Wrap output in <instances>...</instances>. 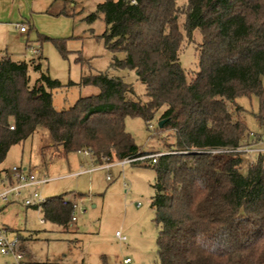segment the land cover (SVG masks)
Masks as SVG:
<instances>
[{
	"label": "trees",
	"instance_id": "obj_1",
	"mask_svg": "<svg viewBox=\"0 0 264 264\" xmlns=\"http://www.w3.org/2000/svg\"><path fill=\"white\" fill-rule=\"evenodd\" d=\"M97 13L107 25L100 37L106 48L126 55L115 58L112 68L134 71L145 100L123 79L89 71L78 86L99 93L57 111L53 91L62 84L47 73L31 84L30 69L41 71V64L2 56L0 164L39 127L54 142L44 152L60 147L65 155L89 152L99 166L114 158L137 164L146 155L125 121L141 118L149 126L164 108L160 122H166L159 129L172 130L175 144L155 163L144 160L156 173L151 207L159 227V264H264V152L209 153L264 147V138L248 133L244 109L236 103L240 96H255L264 126V0H188L185 6L178 0H104ZM188 45L198 54L192 76L181 64ZM246 154L256 158L244 175ZM40 211L47 223L65 229L72 223L73 204L64 196L47 199Z\"/></svg>",
	"mask_w": 264,
	"mask_h": 264
},
{
	"label": "rangeland",
	"instance_id": "obj_2",
	"mask_svg": "<svg viewBox=\"0 0 264 264\" xmlns=\"http://www.w3.org/2000/svg\"><path fill=\"white\" fill-rule=\"evenodd\" d=\"M104 0H0V56L16 62L41 64V71L30 69L31 84L42 73L58 80L62 88L53 91L57 111L70 109L80 97L96 95L93 86L80 88L83 73H108L133 86L135 95L145 100V87L136 73L112 68L115 58L123 60L124 53H112L100 38L107 30L103 15L97 7ZM188 0H178L185 6ZM97 15L94 21L89 17ZM184 17L178 25L184 34ZM18 26L26 29L21 34ZM196 39L200 40L197 33ZM60 41L63 50L56 45ZM58 42V43H60ZM198 54L193 45L181 53L186 73L197 72ZM236 103L244 109L243 119L248 133L264 138V126L257 118L259 101L240 96ZM160 109L149 126L141 118H127L125 128L140 151L164 155L175 144L172 130H160ZM49 130L39 127L26 141L13 146L0 164V194L10 189L8 176L14 168L35 175L36 184L22 187L20 195L0 198V230L7 229L9 239L25 240L24 257L16 261L0 253V264H28L50 261L56 264H159V227L152 209L155 171L142 160L137 164L119 162L99 166L91 154L72 152L65 155L53 146ZM256 155H245L242 173H248L249 161ZM13 186H16L14 184ZM33 193L43 201L64 196L76 205V221L68 229L47 223L40 210L23 203ZM44 220V222H42ZM120 232L126 238H116ZM130 263H125V260Z\"/></svg>",
	"mask_w": 264,
	"mask_h": 264
},
{
	"label": "built area",
	"instance_id": "obj_3",
	"mask_svg": "<svg viewBox=\"0 0 264 264\" xmlns=\"http://www.w3.org/2000/svg\"><path fill=\"white\" fill-rule=\"evenodd\" d=\"M20 32L25 33L26 29L23 26H18ZM14 127H11L13 129ZM261 144L260 146H254V147H242L235 150L230 149H216L211 150L209 153L216 155V156H226L233 153H261L264 152V147ZM89 153V152H85ZM159 155L154 154L150 155L149 157H142L139 159V161L145 160V159H152V161L155 163L157 161V158ZM124 162H132L130 160H126ZM12 183L10 184L11 188L6 189L2 194H0V198L4 201L8 200L9 194H15L20 195V189L22 187L31 186L36 184L37 180L35 175H32L31 173L26 172V170H23L21 168H14L12 171V174L10 175V179ZM16 184V186H13ZM46 201V200H45ZM41 199V196L38 193H33L31 197L24 201V205L26 207H33L35 209L40 210L42 204L45 202ZM74 211L76 209V205L73 204ZM74 211L72 214V223L76 221V217L74 215ZM116 238L120 240L121 242H125L126 238L122 236L120 232L116 233ZM24 244L21 239L14 238L9 239L7 236V231L5 229L0 230V253L3 255H11L16 261H21L24 257ZM125 263H130V261L127 259Z\"/></svg>",
	"mask_w": 264,
	"mask_h": 264
},
{
	"label": "water",
	"instance_id": "obj_4",
	"mask_svg": "<svg viewBox=\"0 0 264 264\" xmlns=\"http://www.w3.org/2000/svg\"><path fill=\"white\" fill-rule=\"evenodd\" d=\"M165 122H166V120L161 121L160 124H159V126L162 128L163 125L165 124Z\"/></svg>",
	"mask_w": 264,
	"mask_h": 264
},
{
	"label": "crops",
	"instance_id": "obj_5",
	"mask_svg": "<svg viewBox=\"0 0 264 264\" xmlns=\"http://www.w3.org/2000/svg\"><path fill=\"white\" fill-rule=\"evenodd\" d=\"M20 31V30H19ZM21 34H25V33H22L21 32ZM0 57H2V56H0ZM90 154V153H89ZM10 179V176H8V180ZM43 222V221H42ZM24 243L26 242L25 240L23 241ZM126 261V260H125Z\"/></svg>",
	"mask_w": 264,
	"mask_h": 264
}]
</instances>
